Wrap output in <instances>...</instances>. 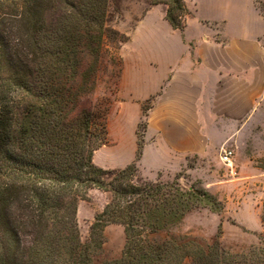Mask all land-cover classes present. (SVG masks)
Returning a JSON list of instances; mask_svg holds the SVG:
<instances>
[{
  "label": "trees",
  "instance_id": "trees-1",
  "mask_svg": "<svg viewBox=\"0 0 264 264\" xmlns=\"http://www.w3.org/2000/svg\"><path fill=\"white\" fill-rule=\"evenodd\" d=\"M126 1L0 0V264H264V256L224 248L221 224L210 242L174 233L189 213L221 215L224 206L199 182L181 184L189 180L182 172L170 182L139 176L152 98L141 104L133 161L122 169L93 162L108 143L110 96L122 71L109 45L128 41L111 24ZM133 1L163 6L181 33L191 16L185 0ZM105 57L114 88L96 96ZM91 190L109 199L82 241L78 203ZM110 225L124 234L114 260L103 257Z\"/></svg>",
  "mask_w": 264,
  "mask_h": 264
},
{
  "label": "crops",
  "instance_id": "crops-1",
  "mask_svg": "<svg viewBox=\"0 0 264 264\" xmlns=\"http://www.w3.org/2000/svg\"><path fill=\"white\" fill-rule=\"evenodd\" d=\"M185 3L191 16L182 33L171 28L162 6L149 7L122 45L118 82L121 122L132 112L134 143L121 158L104 160L101 168L122 169L133 161L141 104L152 97L140 164L155 174L163 169L177 170L188 157H204L233 139L260 111L264 99V15L257 4L264 5V0ZM79 211L78 203L77 215ZM114 226L122 229L110 225L105 231Z\"/></svg>",
  "mask_w": 264,
  "mask_h": 264
},
{
  "label": "rangeland",
  "instance_id": "rangeland-1",
  "mask_svg": "<svg viewBox=\"0 0 264 264\" xmlns=\"http://www.w3.org/2000/svg\"><path fill=\"white\" fill-rule=\"evenodd\" d=\"M257 8H262L264 13L263 6L257 4ZM148 9L149 6L142 2L126 1L123 3L120 18L111 26L119 33L128 36L129 41L133 29ZM122 45L117 49L109 45V53L121 58ZM108 60V57H105L102 61L96 96H110L109 91H113V68ZM110 97L112 104L108 117V143L104 146L107 149L102 152L104 148L102 147L94 153V163L98 166L104 165L103 161L106 159L121 158L125 152L127 154L129 147L134 143L130 119L133 116L132 112L122 123L118 88ZM153 99L152 97L151 101L143 102L144 106H152ZM142 121L141 117L139 123ZM146 130L143 139H145ZM137 131L140 134L143 133L141 128L136 127L135 133ZM225 144L233 145L235 151L236 175L234 176L219 161L220 150ZM112 153H114L113 156L104 158L106 154ZM138 165H140L138 166L139 176L152 182H170L177 173L182 172L189 176V180L181 178V184L199 182L223 203L224 210L221 215L207 209L189 213L177 230H174L175 234H188L210 242L217 232L218 225L221 224L220 242L224 248L236 253H248V256L253 258L264 256V222L261 221V218L264 220V99L261 102L260 111L238 130L233 139L227 140L204 157H188L177 170L163 169L157 174L143 170L140 162ZM107 166L117 168L114 164H107ZM106 196L102 192L91 190L88 200L79 202L80 211L77 219L82 241L87 239L89 227L94 216L100 213L104 206ZM104 234L106 243L103 257L107 260L117 259L124 243L122 229L115 226L109 227ZM184 264L189 263L186 261Z\"/></svg>",
  "mask_w": 264,
  "mask_h": 264
},
{
  "label": "built area",
  "instance_id": "built-area-1",
  "mask_svg": "<svg viewBox=\"0 0 264 264\" xmlns=\"http://www.w3.org/2000/svg\"><path fill=\"white\" fill-rule=\"evenodd\" d=\"M234 148L231 144H225L219 154L220 163L230 170V173L236 175L235 163H234Z\"/></svg>",
  "mask_w": 264,
  "mask_h": 264
}]
</instances>
